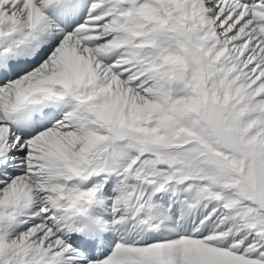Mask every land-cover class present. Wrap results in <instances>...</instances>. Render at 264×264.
<instances>
[{"label": "snow or ice", "instance_id": "snow-or-ice-1", "mask_svg": "<svg viewBox=\"0 0 264 264\" xmlns=\"http://www.w3.org/2000/svg\"><path fill=\"white\" fill-rule=\"evenodd\" d=\"M0 264H264V0H0Z\"/></svg>", "mask_w": 264, "mask_h": 264}]
</instances>
